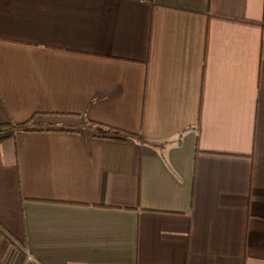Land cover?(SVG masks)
Returning a JSON list of instances; mask_svg holds the SVG:
<instances>
[{
	"label": "crops",
	"instance_id": "crops-1",
	"mask_svg": "<svg viewBox=\"0 0 264 264\" xmlns=\"http://www.w3.org/2000/svg\"><path fill=\"white\" fill-rule=\"evenodd\" d=\"M29 120L0 264H264V0H0V123Z\"/></svg>",
	"mask_w": 264,
	"mask_h": 264
},
{
	"label": "trees",
	"instance_id": "trees-1",
	"mask_svg": "<svg viewBox=\"0 0 264 264\" xmlns=\"http://www.w3.org/2000/svg\"><path fill=\"white\" fill-rule=\"evenodd\" d=\"M33 125V123L31 122V120L29 121H25V122H20V123H14V122H5V123H0V138H4L7 136V133H9L12 130L15 129H30L31 126ZM114 128V127H111ZM113 130V133L116 136H133V137H137L138 139H140L141 141H143L144 139H142L140 136L127 132L125 130L122 129H111Z\"/></svg>",
	"mask_w": 264,
	"mask_h": 264
}]
</instances>
